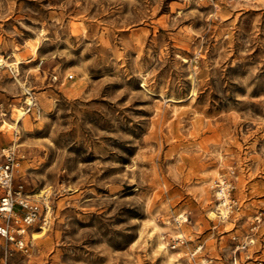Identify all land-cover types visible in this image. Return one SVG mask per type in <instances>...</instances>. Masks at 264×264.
<instances>
[{"label": "rangeland", "instance_id": "1", "mask_svg": "<svg viewBox=\"0 0 264 264\" xmlns=\"http://www.w3.org/2000/svg\"><path fill=\"white\" fill-rule=\"evenodd\" d=\"M0 58V264H264V0H0Z\"/></svg>", "mask_w": 264, "mask_h": 264}, {"label": "built area", "instance_id": "2", "mask_svg": "<svg viewBox=\"0 0 264 264\" xmlns=\"http://www.w3.org/2000/svg\"><path fill=\"white\" fill-rule=\"evenodd\" d=\"M0 156V240L24 249L28 229L40 219L42 208L28 197L21 182H14V151L0 147Z\"/></svg>", "mask_w": 264, "mask_h": 264}, {"label": "bare ground", "instance_id": "3", "mask_svg": "<svg viewBox=\"0 0 264 264\" xmlns=\"http://www.w3.org/2000/svg\"><path fill=\"white\" fill-rule=\"evenodd\" d=\"M0 61H2V59L0 58ZM15 64L17 63L16 61L14 62ZM1 64V63H0ZM28 103V102H27ZM30 103H32L31 101H29V104ZM24 113V112H23ZM220 182H221V180H220ZM220 187L218 188L219 190H218V192H217V196H218V198H219V200L221 201V200H223V203H222V206H225L226 205V201L227 200H225V202H224V199H226V197H225V193H224V191H223V186L222 185H219ZM226 210V209H225ZM223 213V212H222Z\"/></svg>", "mask_w": 264, "mask_h": 264}]
</instances>
